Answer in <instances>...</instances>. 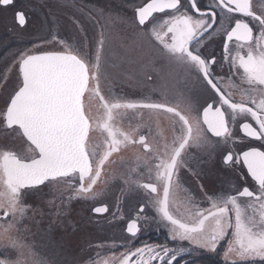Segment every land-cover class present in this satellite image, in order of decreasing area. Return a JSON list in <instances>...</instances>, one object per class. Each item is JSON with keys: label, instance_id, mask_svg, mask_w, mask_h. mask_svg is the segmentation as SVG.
Instances as JSON below:
<instances>
[{"label": "flooded vegetation", "instance_id": "1", "mask_svg": "<svg viewBox=\"0 0 264 264\" xmlns=\"http://www.w3.org/2000/svg\"><path fill=\"white\" fill-rule=\"evenodd\" d=\"M147 2L149 0H14L15 9L23 11L28 20L23 28L16 23L11 7L0 8V93L5 89L10 74H15L14 84L6 90L8 94L2 98L3 105H0V136L7 137L5 142L11 144L16 155L30 158L35 151L21 128L13 126L10 129L2 120L11 98L22 86L19 61L24 53L71 52L89 66H95V81L106 79L109 82L103 85L105 88L85 90L86 112L83 108V113L90 122L87 147L97 160L107 149L106 138L123 141V136L128 135L130 140L134 137L137 141L135 144L119 143L118 151L112 152L105 161L101 176L93 185V191L98 193L95 197L90 194L78 195L79 181L72 178H56L35 190H24L20 202L23 213H17L18 219L11 233L18 244L36 242L43 237L53 241L57 238L66 246L67 242L72 241L69 249L63 252L62 259L47 257L51 260L50 264H161L163 248L170 252L165 264L172 255L176 256L173 264H227L223 256L227 249V237L214 252L181 240L178 234L173 239L175 226L163 218L158 204L152 201V196L156 194L141 186L152 177L151 182L156 184L163 197V188L155 180L156 173L150 169L155 166L152 161L156 146H163L166 142L171 144L179 128L173 113L167 112V107L182 111L188 103L198 116L209 104L221 107L232 124L236 151L247 150L250 146L260 147V142L245 137L240 127L244 122L255 127V121L243 117L233 120L234 113L223 105L220 95L197 68H190L189 76L180 67L169 64L159 56L154 47L157 42L147 33L154 23L168 17L164 13H156V20L150 19L147 27L139 25L135 10ZM185 2L190 4L191 0ZM196 3L200 11L190 10L188 14L198 19L203 13L205 19H210L207 13L213 10L216 0H196ZM255 4L258 9L264 8V0H255ZM219 16L217 10L214 28L219 25ZM105 26H109V29ZM109 33L122 34L128 39V48L135 46V49L131 48L133 52H129L128 60L126 56L118 55V46L105 45V34ZM95 34L103 36V45L99 43L101 37L96 46L86 44L85 38H93ZM202 40L201 55L217 57L214 69L221 87L231 93L237 102L246 99L251 86L242 70L230 68L228 61L222 60L224 35L209 37L205 33ZM235 47L236 42H231L232 55H235ZM111 49L114 57L109 58ZM120 59L131 61L133 80L143 81V87H137L135 82L126 85L121 81L122 76L110 69L109 66L120 63ZM220 61L224 64L223 71L219 68ZM116 68L120 69L118 66ZM122 71L128 76L127 71ZM149 76L152 78L148 79ZM100 97L104 100L101 101ZM256 98L258 101L261 97ZM128 102H153L164 107L158 110L120 108L111 112L105 107L106 103ZM109 131L112 136H109ZM208 135L213 141L211 146L193 145L182 154L181 159L186 167L181 169L180 180L170 189L169 212L181 222H195L196 212L211 206L207 197L220 202L237 196L238 203L244 208L248 199L239 197L238 191H242L243 187L250 190L258 187L250 176H246L245 180L240 179L241 169L224 164V156L230 150L228 144L219 137ZM140 136L146 138L152 154L140 145ZM260 150L264 151V148ZM246 172L244 168L245 175ZM127 180L133 181V184L126 183ZM102 205L108 206V212L99 215L93 213L94 207ZM133 220L137 221L139 228L135 236L127 232V226ZM12 222V215L5 219L4 209L0 208V224L7 227ZM137 249H141V252L133 255ZM149 249L154 251L150 253ZM18 253V248L10 249L0 241V261L3 264L19 261ZM155 253H160V256L157 257ZM42 254L32 249L31 257L23 261L27 264L31 259L37 264H46L45 255Z\"/></svg>", "mask_w": 264, "mask_h": 264}, {"label": "snow or ice", "instance_id": "2", "mask_svg": "<svg viewBox=\"0 0 264 264\" xmlns=\"http://www.w3.org/2000/svg\"><path fill=\"white\" fill-rule=\"evenodd\" d=\"M10 7L14 11L16 23L21 28L25 27L28 23L26 14L15 9L14 0H0V8ZM190 10L200 11L196 0H191L190 4L185 0H149L135 11L139 25L145 27L150 19L156 20L154 14L167 15V19L154 23L147 33L157 42L154 47L159 56L169 64L180 67L189 76V69L197 68L220 95L223 105H227L234 113L233 120L243 117L255 121V127L247 122L240 127L244 136L259 141L260 147L250 146L247 150L236 151L232 124L221 107L209 104L199 116L188 103L182 111L167 107V112L173 113L175 124L179 128L171 144L166 142L163 146H156L155 159L152 161L155 166L150 169L156 173L155 180L163 188V197L161 198L156 184L151 182L152 177H149L148 183L137 186L156 194L152 196V201L158 204L163 218L175 226L173 239L178 234L181 240L214 252L227 237V249L223 253L227 264H264V151L260 150L264 148V8L258 9L255 0H216L213 10L207 13L210 19H205L203 13L200 18H194L188 14ZM217 10L220 14L219 25L214 28ZM205 33L209 37L224 35L222 60L228 61L230 68L242 70L251 86L246 99L242 98L237 102L231 93L221 87L217 79L218 73L214 69L217 65L215 55H201L200 46ZM233 41L236 42L235 55H232L233 49L230 48ZM99 43L104 44L103 36ZM97 59L99 60V52ZM223 67L224 64L220 61L221 71ZM87 69V62L71 52H47L40 55L24 53L20 57L22 86L11 98L2 120L10 129L18 126L24 130L35 151L30 158L10 151L0 154V208L4 209L5 219L11 214L13 221L7 227L0 224V241L20 247L22 255L31 257V250L25 252L24 246L19 245L11 233L15 229L17 213H23L20 202L25 194L24 190H35L56 178H72L79 181L78 195L90 194L95 197L98 193L93 191V185L100 178L105 161L112 152L118 151L119 143H137L134 137L130 140L128 135L123 136V141L114 137L106 138L107 149L98 160L88 150L90 122L83 114L81 91ZM91 78L97 79L94 70ZM257 96L261 97L258 101ZM100 99L104 100L103 97ZM105 107L111 112L120 108L158 110L164 105L128 102L106 103ZM209 133L221 138L229 146L224 164L241 169L240 179L245 180L246 176H250L258 187L254 190L243 187L242 191H238L239 197L248 199L244 208L238 203L237 196H230L220 202L207 197L211 206L198 210L195 222H181L169 212L170 189L180 180L181 169L186 167L181 159L182 154L193 145L211 146L213 141L209 138ZM109 136H112L110 131ZM139 143L152 154L144 136H140ZM244 168L247 169L246 175L243 173ZM126 183L132 185L133 181L127 180ZM200 187L203 188V185ZM92 211L98 215L103 214L108 212V206L94 207ZM138 231L137 221H131L127 232L135 236ZM153 251L149 249L150 253ZM161 251L164 253L161 264H165V258L170 252L167 248ZM140 252L141 249H137L133 255ZM155 255L159 257L160 253ZM175 259L176 256L172 255L171 260L167 259V264H173ZM20 264L25 262L21 261ZM27 264L37 262L29 259Z\"/></svg>", "mask_w": 264, "mask_h": 264}, {"label": "rangeland", "instance_id": "3", "mask_svg": "<svg viewBox=\"0 0 264 264\" xmlns=\"http://www.w3.org/2000/svg\"><path fill=\"white\" fill-rule=\"evenodd\" d=\"M105 27L107 29H109L108 28L109 26H105ZM105 35H106V39H105L106 44L105 45L118 46L119 51H120V53H118V55L126 56V59L128 60L127 57L129 55V52H133L131 50V48L135 49V46L131 45V47L128 48V42H127L128 39L122 37L123 36L122 34L109 33V34H105ZM99 37H101L99 34H95V35H93V38H90V37H88L87 39L85 38V42H86V44H89L90 46H96V42L99 39ZM57 47H58V45H57ZM96 49H97V47H96ZM110 52L111 53L109 54V58L114 57V56H112L113 55L112 49L110 50ZM117 56H115V57H117ZM125 61H126L125 59H120V63H116V64L109 66V67L112 71L121 75L122 76L121 81L126 83V85H128L130 82L134 83L135 80H133V74L130 71V70H132L131 61H126V62ZM116 66L120 67V69H122V70L127 71L126 73L128 74V76L122 70L117 69ZM93 70L95 71V66H89L88 65L87 71H88L89 80H88L87 87L85 89L86 91L88 89H102V88H105V86L109 84V82H107L106 79L105 80L103 79L101 81L93 80L91 78ZM116 70H118V71H116ZM14 77H15V74L12 72L10 74L9 78L7 79V82L4 85L5 89L4 90L2 89L3 92L0 93V105L1 106L3 105L2 98L4 99L5 98L4 96L8 94V93H6V90H8L14 84V81H15ZM135 84L137 87H143L144 86L143 81L137 80L135 82ZM103 85H105V86L103 87ZM86 91H84L83 95H82V103H83V108H84L85 112H86V103H85V92ZM0 135L2 136L1 133H0ZM1 136H0V148H2L3 150L0 151V154H2L5 151H10V152L16 154V151L13 148H11V144H9V145L6 144L5 139H7V137H1ZM1 141H3V142L1 143ZM3 242H4V244L7 245L8 248L10 247V249H15V250L18 248L19 252H20V253H18L19 261H12L10 264H20L21 261H23L24 259L29 257L26 254L25 255L21 254V248L20 247H14L12 244L8 243L7 241H3ZM69 242L72 243V241H69ZM70 243L67 242L68 246H66V243L64 244L62 242H58L57 238H54V241H53L51 238H46V237H43L39 240H36V242H34V241L21 242L22 246H24L25 252L28 249H30V250L34 249V250H38L41 254L43 253L46 256L45 257L42 254L44 256L46 264H48V263L50 264V261H51V260H48L47 257L53 258L55 260L62 259L63 252L65 250L69 249Z\"/></svg>", "mask_w": 264, "mask_h": 264}, {"label": "water", "instance_id": "4", "mask_svg": "<svg viewBox=\"0 0 264 264\" xmlns=\"http://www.w3.org/2000/svg\"><path fill=\"white\" fill-rule=\"evenodd\" d=\"M86 78H87V76H86V74H85V82H84V84L82 85V88H81V91L84 89V87H85V84H86ZM23 132H24V134H25V136H26V132L23 130ZM29 141V140H28Z\"/></svg>", "mask_w": 264, "mask_h": 264}]
</instances>
